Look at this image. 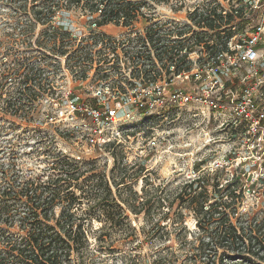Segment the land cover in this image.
Listing matches in <instances>:
<instances>
[{
  "label": "rangeland",
  "instance_id": "374dc122",
  "mask_svg": "<svg viewBox=\"0 0 264 264\" xmlns=\"http://www.w3.org/2000/svg\"><path fill=\"white\" fill-rule=\"evenodd\" d=\"M34 1L0 0V80L6 60L19 61L17 69L22 74L25 70H36L40 63L38 57L44 54L51 68L49 88L45 93L35 91L38 97L31 102L27 103L21 96L18 97L20 101H10L15 81L8 80L2 89L0 178L4 172V178L10 179L12 170L21 177L39 173L51 176L59 173L52 170L51 165L66 158L74 160L86 173L76 185L84 186V179L91 176L95 182L102 181L110 186L112 194L101 196L104 201L100 207L112 208L114 223L111 226L105 225L109 222L104 213L93 207L94 202L89 203L90 194L87 202L80 188L68 190L79 198V204L74 206V223H83L88 229V250L80 257L71 258L73 264H154L159 258L162 264L232 263L230 259L234 255L228 257L214 246L195 251L204 234L196 227L192 213L181 209L179 202H175L173 210H169L168 205L190 179L210 174L209 164L225 155L227 163L218 174L221 186L232 179L231 174L238 178L237 187L245 185L250 189L244 192L238 217L244 220L250 215L260 220L264 213V178L260 177L264 165L257 169L253 166L251 159H256V150L241 143L238 127L230 123L218 125L208 120L207 112L198 107L169 108L121 126L120 137L110 142L113 146L98 151L87 146L81 138L77 126L82 117L72 118L64 108V98L70 94L71 100L95 104L94 95L105 82L128 87L125 85L128 77L133 74L136 77L141 70L147 69L141 64L150 63L146 62L149 48L141 41L146 28H153V38L159 41V46L180 51L188 48L195 58L199 54V43L215 45L229 38L227 32H208L210 30L202 26H192L188 16L194 9L218 7L224 15L230 7L236 9L248 4L242 17L233 13L235 20L227 26L232 35H236L259 22L264 15V0H241V4H237V0H170L166 4L134 0L142 3V16L133 27L108 25L100 28V33L115 44L97 46L92 53L99 52L91 62L82 54L78 64L70 58L79 50V41L70 42V35L92 37L89 15L79 9L61 16L57 13L51 20V27H40L33 20ZM181 31L186 34L176 37ZM59 47L67 52L65 56L56 54ZM154 69L159 70L158 66ZM179 86L189 87V84ZM22 108L31 111L29 118L8 116L14 109ZM146 200L150 201V218L144 213L132 214L130 209L136 207L138 211ZM57 205L50 222L53 226L61 212L60 204ZM89 205L94 209L88 210ZM179 209L182 216L177 215ZM123 223H128V227ZM101 227H105L103 231Z\"/></svg>",
  "mask_w": 264,
  "mask_h": 264
},
{
  "label": "trees",
  "instance_id": "16d2710c",
  "mask_svg": "<svg viewBox=\"0 0 264 264\" xmlns=\"http://www.w3.org/2000/svg\"><path fill=\"white\" fill-rule=\"evenodd\" d=\"M148 1L155 4H166L170 0ZM34 3L36 5L32 7V10L35 9L33 20L34 24L40 25V27H51V20L55 14L58 13L61 16V14L75 9L86 12L89 19L94 18V23L98 28L108 25L132 28L133 24L142 16L140 13L142 3L134 2V0H120L119 2L115 0H35ZM236 3L241 4V0H237ZM204 8L200 11L194 9L189 14L188 19L192 26L199 28L202 26V28L216 33L227 32L226 37L229 38L232 33L224 27L233 23L234 15L242 17L243 12L249 6L244 3L236 9L230 7L224 15L221 9L218 10V7L205 6ZM185 34L184 31H181L177 33L176 37L181 38ZM168 35H171V32ZM153 36V28L149 27L145 29L141 39L145 47L150 50L147 60L151 59V52L161 65L164 58L171 61L179 55L178 51L180 50L159 46V41H156ZM104 40L101 38L99 42L92 43L88 41L85 47L79 44L77 46L79 50H76V55L70 59L75 60V64H78L83 54L85 60L89 59L91 62V59L96 57V53L99 52L93 54L92 51L99 44H104ZM70 42L74 43L75 41L70 40ZM105 43L115 44L110 39H107ZM85 50L87 52H83ZM56 54L65 56L67 52L59 47ZM136 58L139 59V56ZM185 58L186 55L177 60L183 63ZM38 60L40 63L36 70H25L22 74L17 69L19 61L8 62L6 60L4 63L6 68L0 80V97L8 80L10 83L11 81L16 82L11 87V90L14 91L10 101H20L21 99L18 97L21 96L28 103L37 99L38 93H45L51 84L49 78L51 74H48L51 68L46 62L49 58L43 54L38 57ZM178 70L183 69L180 67ZM140 73L146 75V70H141ZM25 92L28 94L26 95ZM23 109H14L8 113V116L29 118L31 111ZM21 111L22 113L19 115ZM108 146H113V143ZM51 169L59 173L47 177L40 173L21 177L12 170L10 179L6 180L5 174L2 172L0 178V264H73L71 258L80 257L88 250L87 226H84L83 223H74V212L76 211H74V206L79 204L77 202L79 198L75 197V192L68 191L70 188H80L84 198L87 197V202L90 194L91 201L89 203L94 202L93 207L104 213L106 221L109 222L105 225L111 226L114 223L112 208L100 207L101 201H104L101 196L112 194L110 186L106 183L102 184V181L95 182L91 176L84 179V186L76 185L75 182L83 178L86 173L79 169L74 160L61 158L51 165ZM220 172L216 171L212 175L207 174L202 177L195 175L180 189L169 203L168 208L173 210L175 202H179L178 206L181 209H187L192 213L196 227L204 234V237L199 239V245L195 251H204L210 246H214L223 250L228 257H231L229 254L234 255L230 259L232 260L230 264H264V213L260 220L250 215H247L244 220L240 219L237 211L244 197L242 185L237 187L239 179L232 176L225 186H221L218 177ZM3 179L4 181H2ZM149 202L146 200L141 203L138 211H136V207L131 208L130 211L134 215L144 213L147 218H150ZM57 204H60L61 212L53 226L50 225V222L54 217V208L58 206ZM93 207L89 205L88 210L94 209ZM181 209L177 212L179 216H182ZM123 224L124 227L129 225L128 223ZM112 226L115 227V224ZM104 228L101 227V231ZM154 264H162L161 258Z\"/></svg>",
  "mask_w": 264,
  "mask_h": 264
},
{
  "label": "built area",
  "instance_id": "2783aa9c",
  "mask_svg": "<svg viewBox=\"0 0 264 264\" xmlns=\"http://www.w3.org/2000/svg\"><path fill=\"white\" fill-rule=\"evenodd\" d=\"M90 20L89 33L92 37L86 39L83 34H71L70 40H78L82 46L88 41L99 42L101 38L105 39V43L107 38L100 33L94 18ZM224 28L230 30L228 27ZM199 45V54L195 58L191 57L193 52H188V48H185L171 61L164 58L162 65L151 52V59L146 61L150 63L141 64L147 67L146 75L139 73L136 77L134 74L133 77L129 76L126 88L122 83L123 87L105 82L94 95L95 104L76 102L70 99V94L65 95L64 108L72 114L73 119L82 117L77 128L85 144L103 151L110 142L120 137L121 126L129 122L169 108L194 106L205 110L208 120L217 122L218 125L230 123L238 127L241 143L256 150V159H251L253 166L256 169L262 168L264 15L244 33L233 34L215 45L208 42ZM185 55V62L177 60ZM162 56L164 57L163 54ZM157 66L159 70L155 71ZM180 67L183 70L179 71ZM179 84H189V87ZM226 163L227 159L223 155L209 164L208 171L210 174L221 171ZM260 177L264 178V171ZM241 188L244 192L250 191L245 185Z\"/></svg>",
  "mask_w": 264,
  "mask_h": 264
}]
</instances>
